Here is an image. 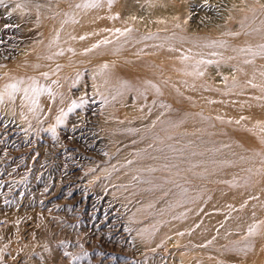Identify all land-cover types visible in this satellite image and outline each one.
Segmentation results:
<instances>
[{
	"label": "rangeland",
	"instance_id": "374dc122",
	"mask_svg": "<svg viewBox=\"0 0 264 264\" xmlns=\"http://www.w3.org/2000/svg\"><path fill=\"white\" fill-rule=\"evenodd\" d=\"M86 1L0 0V264H264V130L246 124L261 121L264 91L247 92L241 82L237 90L228 86L238 79L230 63L244 54L201 60L172 44L143 52L175 35L198 47L235 50L248 39L230 15L244 0L79 4ZM263 3L247 5L257 19ZM152 6L179 17L186 29L125 24L124 18L153 24ZM118 24L122 32L114 37ZM226 24L230 31L211 34ZM103 35L107 41L94 39ZM234 94L244 103L222 100ZM181 127L203 137L194 146L207 166L236 174L213 172L225 183L215 187L219 194H205L202 242L192 246L186 245L190 231L159 236L168 208L155 213V228L135 218L146 207L127 179L137 177L132 165L142 143ZM155 195L152 206L168 200L166 192ZM225 202L248 208L245 232L226 228L229 210H219ZM144 226L157 230L142 241Z\"/></svg>",
	"mask_w": 264,
	"mask_h": 264
},
{
	"label": "bare ground",
	"instance_id": "6f19581e",
	"mask_svg": "<svg viewBox=\"0 0 264 264\" xmlns=\"http://www.w3.org/2000/svg\"><path fill=\"white\" fill-rule=\"evenodd\" d=\"M27 1L29 2V0H26V2ZM32 1H34V0H32ZM39 1L42 3L45 0H39ZM62 1H65V0H62ZM66 1H69V0H66ZM97 1L98 0H90L89 2H87V1L86 2H80L79 4L80 5L85 4L86 6H88V5L93 6L95 4V2H97ZM106 1L109 3H113L116 0H106ZM261 1L264 2V0H261ZM28 2L26 4H28ZM72 2H74V1H72ZM244 2L245 3L240 2L237 5L238 2L236 1L235 7L240 8V9L238 8L239 12H238V9L232 10V13L230 15L232 18H236V19L240 20L241 25H238V26H240L241 28H243V27L246 28L243 36L247 37V39H248V40H246V39L242 40L240 43H242L243 45L235 48V50H233L235 52L230 50L232 48H230V47L228 48L225 45L218 46V47L217 46L216 47H211V46L209 47L208 45H205L204 48L198 47L197 45H194L193 44L194 42L190 41L188 39V37H183V36H179V35L171 36L174 39H172V38H169L168 40H161L160 39L156 43L149 44L150 46L146 49H143V52H147V53L152 52V51L156 50L157 48L160 49V48L169 47L172 44V47L174 49H179V52H182L184 54H190L193 56L196 55L197 57L201 58V60H204L206 58L208 59V58L212 57L213 55L218 56L219 54L223 55L226 53L227 54L229 53L232 56H236V58L243 57L242 55L244 54L243 58L236 59L234 57L236 59V61H232L230 63V64H233L235 66V68L237 69L238 79L229 81L228 86L232 89L237 90L239 88L238 85L241 82L243 84L244 88H246V87L248 88V90H245L247 92H249V90H251L252 88H254L256 90L264 91V15L263 16L260 15V18L257 19L256 18L257 15L255 13H253V12H255L253 10L254 8H247V5L249 4V0H244ZM19 3L22 4L23 2H19ZM38 3L39 2H36V5L40 4V3L39 4ZM23 4H25V3H23ZM20 5L18 4V6H20ZM263 5H264V3H263ZM27 6H29V5H27ZM32 6L33 5H31V8H32ZM121 6L122 7L124 6V2H123V4H117L116 10H119L121 8ZM23 8H26V7L24 6ZM39 8H41V7L39 6ZM162 8H159V9L161 10ZM27 9H28V7H27ZM40 10L43 11L42 8ZM40 10H38V11L42 12ZM166 10H168V9H166ZM169 10H170V8H169ZM173 10H174V8H173ZM148 11L153 13V15L155 17V21L153 24L152 23L148 24V23L144 22V23H142L143 25H141L139 22H137L133 19H127L126 20L124 18L125 24L128 23L130 25H134L135 27L139 26L140 28H142V26H144V27H147L148 30L157 29L160 31L174 30V29H186V25L179 21V19H178L179 17H177V18L174 17V18L169 19L168 17L170 15L168 17H166V15L159 14L153 6L149 7ZM162 11H160V12H162ZM163 12H165V11H163ZM168 12H170V11H168ZM109 13H113V12L109 9H104V10L100 11V14H103V15H109ZM170 13L174 14L176 12H170ZM135 15L136 14L133 13L132 16H135ZM152 20H153V18H152ZM103 22H104V20H103ZM104 23H102V24H104ZM102 24H99V25H102ZM121 24L124 25V23H121ZM121 24H118L115 26L118 28V31L116 33H114L112 36L115 37L116 34L118 35L119 33L122 32L121 30L123 27ZM102 27H104V25L101 26L100 28H102ZM111 28H112V30L116 29L113 27H111ZM230 29H231V27L228 24H226V26H223V27L218 28L217 30L211 31V34H214L213 36L216 37L219 34H221V32L224 33V32L230 31ZM111 33H113V32L111 31ZM104 35L103 36H96V38H94V39H96L97 41H99V40L101 41V39H103L104 41H107L108 38L105 37ZM94 37H95V35H94ZM249 38H250V40H249ZM184 39H186V40H184ZM187 40H189V41H187ZM250 53H254L255 56L257 54H260V56L257 55L256 58H252L250 56H252L253 54H250ZM248 54H250V56ZM165 56H166V54H165ZM167 56H168V54H167ZM168 57H170V56H168ZM243 66L244 67L249 66V70H244L245 68ZM192 67H194V66L192 65ZM200 84L201 83L198 81V83H196V86H198ZM241 90H243V89H241ZM207 96L210 97L211 95L210 96L207 95ZM230 97L231 98H229V99L223 98L222 100L225 101V103H229L230 101L235 102L237 100L244 103L243 101L245 100L244 97L239 96V95H235V94L230 95ZM209 101L215 102L216 99L211 98ZM227 115L233 116L232 114L230 115V113ZM260 116H261V121H259V124H257L258 122L256 124L246 123L245 120H242V122L244 124L246 123V124L252 126L253 128H255L257 130L259 127V129L260 130L262 129V131H263L264 130V111L261 112ZM188 128H186V127L182 128L181 127V128L176 129V130H172L171 128H167L166 133L153 137L152 141H150L148 143H145V142H144L145 144L142 143V144H144V145L141 144V146H143L142 152H140V155L137 158L138 160L136 162H134L132 165L134 171H136L137 177L133 178V179H131V178H127V179H128V181L131 182V184L135 185L136 189L140 188L138 191H136L138 193V195H136V196H139L140 199L144 200L142 206L145 205V207H146V209L143 210L142 212H139V216L137 215V216H135V218L136 219L140 218L141 224H145V225L150 224V226L152 228H153V226L155 228V226L159 225V223H160V222H158L159 217L157 218L155 213L158 215L160 212L162 213V210L168 208L169 211L167 213H165V215H164L165 217L161 218L162 221H164L165 223L162 224V229L160 228L161 230H158V231H160L159 236H161V234L162 235L166 234L167 232H169L168 230H170L171 232H178V231H180V232L181 231H183V232L188 231L189 232L190 231L192 235L190 234L188 236V240L186 239L187 241H190V242H188L189 244L186 243V245L191 244V246H192L194 244H200L202 242V237L199 235L203 234L204 229H205L204 223H202V219L204 217L205 211H207L206 207H204L206 205L205 199H204L205 194L208 193L209 190L215 189V187L223 185L222 183L224 182L225 175H228V177L229 176L236 177V174L233 173L234 171H232L233 169H231V168L230 169L229 168H220L219 170L217 168L216 170H214L215 168L211 169L209 166H207L206 164H208V163H205L204 152H202V150L199 148L196 149V147L194 146L195 141L197 139L200 140L199 138H201L202 136L198 138V136H200L199 135L200 133L199 132L198 133L193 132V131L190 132L188 130ZM181 133H183V134H181ZM205 140H206L205 142H207L206 138H205ZM205 142L204 143H203V141H202V143L199 142L198 145L199 144H205ZM216 149H218V148H216ZM221 149H223V148H221ZM209 154H210V152H209ZM205 155H206V153H205ZM214 156H211V157L214 158ZM215 161H216V158H215ZM210 165H211V163H210ZM216 165H218V164H216ZM216 165L214 164V166H216ZM214 171L220 172L221 173L220 175H223L224 178H223V176H220V175H218V176L214 175L213 174ZM159 179H162V181H160ZM208 182H211L212 185H208L207 184ZM144 186H146V187H144ZM136 189H134L133 192H135ZM215 190H216L215 192L218 191V194L221 192L220 190H217V189H215ZM158 191L159 192L163 191L164 193L165 192L168 193V198L166 197V199H168V200L165 199L166 201L162 202L161 205L158 204L159 207H155L152 205L156 199L155 194ZM225 197H226V195H225ZM144 198H147V199L145 200ZM227 203L228 202L223 203L224 206L219 209V210H223L225 207H227V209L229 210L227 215H229L230 219H228V221L226 222V228L233 226L234 228L240 230L241 232H245L246 228H247L246 226L249 223L248 220L250 217L249 214H251L250 211L247 210L248 209L247 207L246 208H239L238 205H235L232 203L227 204ZM142 206H140V207L142 208ZM215 208H217V207H215ZM141 210L142 209H140V211ZM251 221H252V218L250 220V223H251ZM217 222H218V220H217ZM261 225H262V223L258 227L257 226L252 227L253 228V231H252L253 235L258 234L262 230ZM144 227H145L144 231H147V232L143 231L142 232V233H144L143 235L141 233L142 227L140 228V234L142 235L141 237L143 238L142 241H145L146 237H149L150 235L155 233V231L157 230V229L156 230H149V232H148V230H146V226H144ZM145 233H147V234H145ZM183 241H184V239H183Z\"/></svg>",
	"mask_w": 264,
	"mask_h": 264
},
{
	"label": "snow or ice",
	"instance_id": "6c2138e0",
	"mask_svg": "<svg viewBox=\"0 0 264 264\" xmlns=\"http://www.w3.org/2000/svg\"><path fill=\"white\" fill-rule=\"evenodd\" d=\"M79 6V5H78ZM11 87H15V85H12Z\"/></svg>",
	"mask_w": 264,
	"mask_h": 264
}]
</instances>
